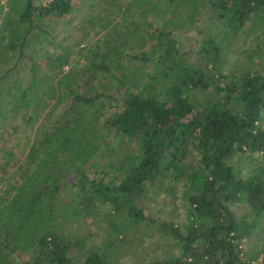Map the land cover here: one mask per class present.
I'll return each instance as SVG.
<instances>
[{
  "label": "trees",
  "instance_id": "1",
  "mask_svg": "<svg viewBox=\"0 0 264 264\" xmlns=\"http://www.w3.org/2000/svg\"><path fill=\"white\" fill-rule=\"evenodd\" d=\"M73 2L13 0L0 17V115L18 119L8 134L26 140L27 152L18 181L0 194V264H75L73 250H86L85 238L73 232L82 215L110 206L120 219L109 231L117 242L151 223L144 203L165 181L183 184L190 210L183 228H167L174 252L146 264H264V245L250 256L242 246L264 222V63L224 73L235 36L264 42V0H132L123 14L141 24L133 20L110 33L118 38L113 52L88 51L87 70L63 73L68 56L38 53L62 46L59 26ZM200 10L219 31L203 40L207 63L195 68L173 33L182 22L202 34ZM133 42L137 54L123 50ZM99 73L105 76L95 89ZM107 80L123 96L119 113L106 118L105 104L118 103L102 90ZM73 174L80 179L70 184ZM243 203L240 221L234 206ZM110 245L86 250L83 264H114Z\"/></svg>",
  "mask_w": 264,
  "mask_h": 264
},
{
  "label": "rangeland",
  "instance_id": "2",
  "mask_svg": "<svg viewBox=\"0 0 264 264\" xmlns=\"http://www.w3.org/2000/svg\"><path fill=\"white\" fill-rule=\"evenodd\" d=\"M50 1L52 0H37V2L41 4H47ZM73 1V12L67 15L64 20L62 19L61 25L59 26V31L63 32L60 34L58 42L65 39L62 42V46H60L61 43H52L46 45L44 50L38 53L39 57L43 54L68 56L67 64H65L60 70L63 73L87 70L90 65V58H85L88 51L96 50L97 46H102V50L113 52V48L115 47L118 38L113 36L114 38L110 39L109 34L111 33L112 35H115L118 29L119 31H122L124 29L123 26H126L129 23L132 24L133 20L137 21L138 24H141L138 18H132L131 13H129L127 17L126 13L123 14L124 10L132 0ZM9 2L12 3L13 0H0V17L10 10ZM200 12L202 13V16H200L201 18L198 17V29L205 26V30L202 34H200L195 28L190 31L186 27L182 28V22L175 24L178 28H176L173 33L178 48L181 50L182 54L185 55L187 65L195 68L207 63L205 59L202 60L201 58V53L206 51V48L202 43L203 40L211 35L214 36L219 31L216 27L217 25L213 24V19L210 17L209 12L203 10H200ZM84 20L85 22L82 23ZM92 20L96 23H88ZM145 28L144 25H141L140 30H146ZM171 29L173 30L174 27H171ZM243 31L245 30L243 29ZM247 35L240 33L238 37L235 36L231 40L230 45L225 49L226 63L224 64V73L226 75H230V73L233 72H240L252 65V62L257 64H260V62L261 64L264 63L262 60L263 58H261L264 54L263 40L258 37L257 40L254 37L253 39H251L252 37L248 39L246 37ZM120 38L123 37L120 36ZM123 50L134 54L139 52L134 42L125 46ZM146 51L147 49H145V52ZM159 69L160 67L156 64L153 75L159 73ZM42 70L45 73L52 72L49 68H43ZM89 75L90 74L87 73L86 77ZM98 76L99 77L94 81L95 89L99 87L101 78L105 75L104 73H99ZM110 83L111 81L107 80L105 83L107 89L102 90L105 94L116 97L118 103L113 102L110 105L105 104L102 115L106 118L119 113L122 108V105L119 102L121 101L123 94L118 91L119 84L117 86H111ZM116 99L113 101H116ZM197 111L198 110H196V112ZM16 123H18V119L13 118L12 115L8 113L4 116L0 115L1 195H4V193L8 191V183L14 184L15 181H18L19 174L17 171L19 170V167L26 162L27 152H24L23 145L21 144L26 140H20L18 135L8 134V131H10ZM33 131L36 132V129ZM106 132L109 133L108 131ZM28 133H31L30 141H32L34 133L31 131ZM111 135L112 133L108 134L107 137L112 139ZM31 145L32 143L30 146ZM111 146L112 148H115L116 143L112 141ZM11 154H14V156ZM244 157L246 160L252 159V156L249 153L244 155ZM252 160V166L255 167L259 162L255 161L254 158ZM188 161L193 162L194 164L197 163V159L194 155H191ZM93 163L94 162L92 161L87 163L86 168L88 169L89 167L94 166ZM5 165L8 174L3 171ZM94 172L95 170H92V177H95L93 176ZM89 174L91 173L88 172V175ZM79 179L80 177L78 174H73L72 177L69 178V183H75ZM110 179L109 175L104 177L105 182H109ZM85 184L88 185V181L85 182ZM157 185L159 187L150 190V195L144 203V212L146 217L151 219V223L147 224L148 220L146 221V224L142 222L138 225V228L131 229L127 237L119 236L120 241L118 240L115 242V239L113 238L114 236L110 238L109 231L111 229V222H120L119 218L112 216L110 206L107 205L104 207L101 206L102 208H96L91 216L82 215L80 220L77 221L73 232L75 235H78V237L85 238L86 250L95 251L102 247L105 248V246L108 247L109 243L113 244L110 245L111 250H107L112 252L114 264H146L155 258H164L171 251L174 252L172 238L168 234L169 230L167 228H169V226L183 228L186 225L187 214L189 213L190 207L182 199L183 184L181 182L173 184L170 181H165L163 184L158 182L155 187H157ZM75 189L78 188L76 187ZM83 194L89 195L91 192L84 189ZM234 208L238 219L243 221L244 215L247 213V204H238L235 205ZM262 224L263 227L261 231L258 227L252 232V235L243 240L242 246L245 255L250 256L255 251L262 249L264 245V222ZM244 225L245 224H241V227H245ZM86 250L83 252L76 249L73 250L72 257L75 264H83Z\"/></svg>",
  "mask_w": 264,
  "mask_h": 264
}]
</instances>
